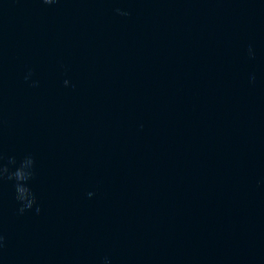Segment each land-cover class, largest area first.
Segmentation results:
<instances>
[{
	"label": "water",
	"instance_id": "95a60500",
	"mask_svg": "<svg viewBox=\"0 0 264 264\" xmlns=\"http://www.w3.org/2000/svg\"><path fill=\"white\" fill-rule=\"evenodd\" d=\"M5 167L0 264H264V0H0Z\"/></svg>",
	"mask_w": 264,
	"mask_h": 264
},
{
	"label": "clouds",
	"instance_id": "9594fccd",
	"mask_svg": "<svg viewBox=\"0 0 264 264\" xmlns=\"http://www.w3.org/2000/svg\"><path fill=\"white\" fill-rule=\"evenodd\" d=\"M45 4H52L55 2V0H43ZM119 11V10H118ZM123 15H127V13H122ZM31 73H29V76ZM29 77L26 76L25 79L27 80ZM68 81L65 80L64 84L65 86L68 85ZM35 86V84L33 85ZM10 163H15L14 160L10 161ZM34 161L29 157L26 158L20 165L19 168L16 169L15 172H12L9 174V179H15L17 181L16 183V199L20 202L21 207L19 208V212L23 213L26 210H30L33 208V206L36 204V199L34 194L31 192L30 188L27 187V181L32 177V172L29 170ZM25 165L27 166V170H25ZM8 169L5 167L2 170H0V174L7 173ZM89 196H92L93 193H88ZM40 209L37 207L36 212L39 213Z\"/></svg>",
	"mask_w": 264,
	"mask_h": 264
}]
</instances>
